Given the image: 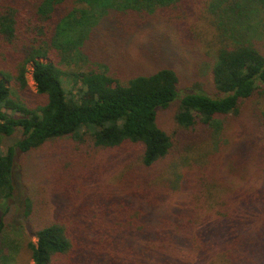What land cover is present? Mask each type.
Listing matches in <instances>:
<instances>
[{
  "label": "trees",
  "instance_id": "16d2710c",
  "mask_svg": "<svg viewBox=\"0 0 264 264\" xmlns=\"http://www.w3.org/2000/svg\"><path fill=\"white\" fill-rule=\"evenodd\" d=\"M114 15L111 31L122 39L167 24L184 31L186 42L196 44L203 35L211 48L206 56H214L216 95L191 93L181 100L176 121L184 137L207 127L221 131L217 119L238 114L241 102L264 86V0H0V137L21 136L0 152V199L15 193L18 152L66 138L97 149L137 146L143 167V179L133 176L120 197L104 192L84 199L74 221L39 230L29 244L31 260L264 264V180L258 170L235 188L223 186L214 167L189 164L194 158L170 165V183L149 175L174 148L158 116L176 101L180 78L169 67L121 76L93 64V51L104 47L93 31ZM29 66L37 95L45 99L35 108L13 98L30 90ZM3 229L0 264H8L11 247Z\"/></svg>",
  "mask_w": 264,
  "mask_h": 264
},
{
  "label": "rangeland",
  "instance_id": "374dc122",
  "mask_svg": "<svg viewBox=\"0 0 264 264\" xmlns=\"http://www.w3.org/2000/svg\"><path fill=\"white\" fill-rule=\"evenodd\" d=\"M114 17H105L93 31L94 41L104 43L103 48L93 51L96 61L93 64L104 65L119 75H148L169 67L180 78L176 101L158 116V124L171 137L174 148L149 175H160V184L165 180L170 183L174 180L167 174L174 171L170 165L182 162L185 157L194 158L195 163L192 160L191 165L199 162L197 167L203 163L208 168L214 167L217 171L212 173L215 172L225 187L242 186L256 170L264 180V168L259 166L260 162L264 163V97L261 95L264 86L252 98L241 102L238 114L217 119L222 123L221 131L207 127L184 137L185 131L176 121L181 100L191 93L216 95L211 79L214 56H206L211 48L203 42V35L202 38L197 35L200 41H195L196 44L192 39L186 42L184 31L167 24L149 26L122 39L111 31ZM202 33L208 38L206 30ZM261 49L264 52V44ZM118 62L123 64V69H118ZM27 82L30 90L16 91L13 98L30 108L40 106L45 99L37 95L32 66H29ZM19 139V133L11 138L0 137V152L5 153ZM140 159L137 146L97 149L72 138L50 142L36 151L18 152L14 165L15 193L10 199H0V225L4 228L1 236L11 247L8 264H34L29 244L37 242L36 233L53 223L74 221L84 199L102 197L104 192L120 197L133 176L143 179ZM245 164L247 169L243 168Z\"/></svg>",
  "mask_w": 264,
  "mask_h": 264
}]
</instances>
